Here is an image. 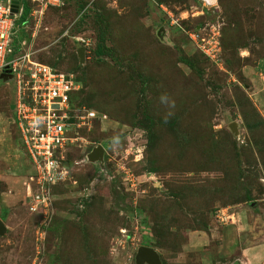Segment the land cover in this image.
Listing matches in <instances>:
<instances>
[{"label": "rangeland", "instance_id": "1", "mask_svg": "<svg viewBox=\"0 0 264 264\" xmlns=\"http://www.w3.org/2000/svg\"><path fill=\"white\" fill-rule=\"evenodd\" d=\"M30 7L22 51L72 74L74 106L98 117L44 182L0 78V264H156L140 247L159 264L264 261L248 253L264 244V0Z\"/></svg>", "mask_w": 264, "mask_h": 264}, {"label": "built area", "instance_id": "2", "mask_svg": "<svg viewBox=\"0 0 264 264\" xmlns=\"http://www.w3.org/2000/svg\"><path fill=\"white\" fill-rule=\"evenodd\" d=\"M78 1L93 0H0V75L8 72L12 76L15 123L22 145L37 169L38 179L49 183L63 178L61 153L78 138L75 133L98 115L92 109L74 106L71 97L78 87L72 74L32 59L29 52H14L16 20L26 3L62 7Z\"/></svg>", "mask_w": 264, "mask_h": 264}, {"label": "water", "instance_id": "3", "mask_svg": "<svg viewBox=\"0 0 264 264\" xmlns=\"http://www.w3.org/2000/svg\"><path fill=\"white\" fill-rule=\"evenodd\" d=\"M78 55L80 57V60L82 61L84 58V48H80L78 49ZM0 78H4V79H9L12 78V76L8 73V72H3L0 75ZM232 128H234V125L232 126ZM103 153V149L101 146H97L96 148H94L90 154L89 157H94V158H99V156ZM65 166H68L69 163L68 162H64ZM5 232V226L2 222V220L0 219V234ZM150 261V262H155L156 264H159V257L158 254L156 253L155 250H153L152 248H148V247H140L138 249L137 255H136V261L137 263H141L142 261Z\"/></svg>", "mask_w": 264, "mask_h": 264}, {"label": "trees", "instance_id": "4", "mask_svg": "<svg viewBox=\"0 0 264 264\" xmlns=\"http://www.w3.org/2000/svg\"><path fill=\"white\" fill-rule=\"evenodd\" d=\"M72 5H75L76 8L79 9H84L86 6V3H83L82 1H78V2H74L72 3ZM31 12V7H30V3H26L24 5V10L22 12V14L20 15V17L16 20V31H15V35H14V52H20L22 51L21 47H20V40L17 41V36L20 32V29L22 28V24L26 21L28 15ZM105 36L104 35H100L99 37V43L97 45V49L96 52L97 54H102L104 53V42H105ZM21 49V50H20ZM73 95L74 93H72V97L71 99L73 100Z\"/></svg>", "mask_w": 264, "mask_h": 264}, {"label": "crops", "instance_id": "5", "mask_svg": "<svg viewBox=\"0 0 264 264\" xmlns=\"http://www.w3.org/2000/svg\"><path fill=\"white\" fill-rule=\"evenodd\" d=\"M248 251H249L248 253H251V254L255 255V259H256L257 255H259L260 253L264 252V244L255 246V247L252 248V250L250 248ZM255 261H256L257 264H264V261H262V260H260V261L255 260Z\"/></svg>", "mask_w": 264, "mask_h": 264}]
</instances>
